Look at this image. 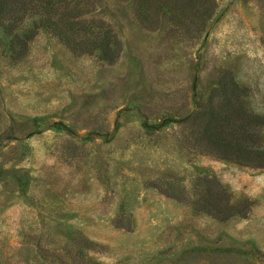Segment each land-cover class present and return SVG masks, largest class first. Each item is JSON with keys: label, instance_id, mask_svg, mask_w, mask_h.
<instances>
[{"label": "rangeland", "instance_id": "374dc122", "mask_svg": "<svg viewBox=\"0 0 264 264\" xmlns=\"http://www.w3.org/2000/svg\"><path fill=\"white\" fill-rule=\"evenodd\" d=\"M24 2L0 22V264H264V167L197 116L243 133L234 79L264 118V0Z\"/></svg>", "mask_w": 264, "mask_h": 264}, {"label": "trees", "instance_id": "16d2710c", "mask_svg": "<svg viewBox=\"0 0 264 264\" xmlns=\"http://www.w3.org/2000/svg\"><path fill=\"white\" fill-rule=\"evenodd\" d=\"M45 1L44 3L47 6L42 5L41 7L50 8V5H53L54 0H39ZM24 0H0V22L5 24V18L9 16V18L18 17V13L22 11L20 10L21 6H25L26 2ZM43 4V3H41ZM110 40L105 42L106 49H110ZM224 88V87H223ZM228 91L227 94V104L225 107L229 108L230 115L227 117L235 119H239L241 121L242 126L240 127L243 133H239V136L234 132L227 133L223 127H220L218 121L220 119V112L216 107L210 105L209 112L200 111L197 116L198 118H203L204 116H208V120L206 125L203 128V133L208 143L214 146L220 154L222 155V159L233 161L243 165L264 167V145L258 144L253 139V131L251 128L256 129V127L260 125H264V118L260 115H257L251 111H248L245 103L242 101L241 96L239 94L240 87L238 83L233 79L232 87ZM217 91V90H216ZM236 99L235 103L234 100ZM213 100V99H211ZM210 100V103L212 102ZM244 125V126H243ZM229 195H224L223 206L222 198L220 195L210 194L208 198H204L205 202L210 203L216 207V210H209L204 208L208 212H212L214 215H224L223 217H228L234 214L233 204L230 201Z\"/></svg>", "mask_w": 264, "mask_h": 264}]
</instances>
